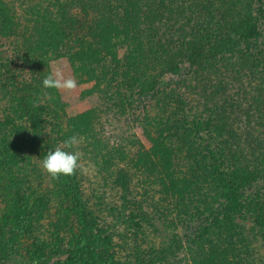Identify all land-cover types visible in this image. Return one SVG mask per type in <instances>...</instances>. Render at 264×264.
<instances>
[{"label": "trees", "instance_id": "trees-1", "mask_svg": "<svg viewBox=\"0 0 264 264\" xmlns=\"http://www.w3.org/2000/svg\"><path fill=\"white\" fill-rule=\"evenodd\" d=\"M263 24L264 0H0V194L15 197L0 218V264L158 262L156 250L135 263L121 257L79 171L48 195L23 190L15 173L28 160L24 135L35 136L43 158L76 121H64L50 99L57 91L42 85L45 48L64 49L76 76L97 83L104 105L143 114L165 168L160 190L175 199L178 225L196 227L195 240L187 235L202 250L194 264H264ZM54 206L65 219L52 232L43 222ZM139 212L130 216L137 231L143 222L165 231L151 221L161 214Z\"/></svg>", "mask_w": 264, "mask_h": 264}, {"label": "rangeland", "instance_id": "rangeland-1", "mask_svg": "<svg viewBox=\"0 0 264 264\" xmlns=\"http://www.w3.org/2000/svg\"><path fill=\"white\" fill-rule=\"evenodd\" d=\"M261 31L264 37V24ZM45 50L49 70L60 66L66 74L72 75L78 81L79 86L74 92H57V95L50 99L64 121L76 119L73 124L69 123L66 133L72 132V136L82 137L79 150L82 153L81 163L84 171H79L78 180L83 181L82 191L90 201L91 210L112 232L116 251L130 263L137 262L141 257L137 255L148 250H156L155 253L158 256H153L158 259L156 264H194L196 259L202 257V250L198 248L197 243L192 244L190 248L187 235L195 240L196 227L193 225L192 229L186 233L185 229L178 225L179 208L175 206V199L167 195L168 191L160 190L162 186L165 187V184L162 185L165 168L158 164L161 158L157 154V148L142 128L140 121L143 114L136 117L132 115L133 111L128 110L130 114L124 115L119 108L111 106L113 103L108 104L107 107V104L104 105L97 83L89 81L82 75L79 78L76 76L74 67L64 49L48 50L45 48ZM121 52L124 53V50ZM164 80L169 82L170 78ZM157 113V110L151 111L152 117ZM24 136L30 140L24 148L28 160L22 167L23 169L15 173L22 182L23 190L33 193L34 196L53 193L59 181L52 180L39 166L42 158L38 155L41 150L35 136ZM137 141L139 143H136ZM139 156L147 157L148 164L144 166L141 165L144 162L139 164ZM151 160L157 164L158 167L155 168L157 171L153 170L154 164ZM122 171L128 174L127 179H124L123 187L116 183L119 176L124 178ZM168 171L171 172V169ZM154 172L158 174L156 179L160 177L158 180L160 183H154L156 181L153 177ZM11 178L7 175L2 181L8 184ZM124 196H127V202H129L125 206L122 202ZM13 202H15V197L10 196L9 199L0 194V218L8 207L9 213L13 211L11 207ZM134 202L140 206L133 205ZM140 207L141 210L146 211L147 216L156 214V212L161 214V218L156 219L155 217L151 221L152 224L165 230L163 233H157L155 231L157 229L151 227L152 225L146 228V222H143V230H136L130 221V216L132 213L141 214ZM51 213L43 225L53 232L54 227L52 228L51 224L56 223L59 224L57 226L63 227L62 223L65 218L62 213H58L56 206L52 208ZM119 214L122 216L117 217ZM39 229L42 231V228ZM181 238L184 245L180 251L176 249V246H179ZM27 244L30 245L31 241ZM259 244L260 241L253 245L254 251L260 250ZM169 245L172 249L171 253H169ZM204 250H209V246H205ZM163 251H165L164 256H162ZM64 259V257H54L53 262L65 264ZM10 264H18V262L11 261Z\"/></svg>", "mask_w": 264, "mask_h": 264}, {"label": "clouds", "instance_id": "clouds-1", "mask_svg": "<svg viewBox=\"0 0 264 264\" xmlns=\"http://www.w3.org/2000/svg\"><path fill=\"white\" fill-rule=\"evenodd\" d=\"M46 89H53L57 92L72 93L79 84L75 77L65 73L60 66L50 70L48 75L42 81ZM82 143V137L73 135L54 149H50L40 160V167L52 180L59 181L61 177H72L78 171H84L81 163L82 153L79 146Z\"/></svg>", "mask_w": 264, "mask_h": 264}]
</instances>
